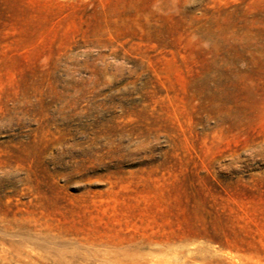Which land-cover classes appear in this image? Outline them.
Wrapping results in <instances>:
<instances>
[{
	"label": "rangeland",
	"instance_id": "374dc122",
	"mask_svg": "<svg viewBox=\"0 0 264 264\" xmlns=\"http://www.w3.org/2000/svg\"><path fill=\"white\" fill-rule=\"evenodd\" d=\"M0 264H264V0H0Z\"/></svg>",
	"mask_w": 264,
	"mask_h": 264
}]
</instances>
